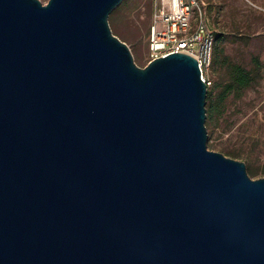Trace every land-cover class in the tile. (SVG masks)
<instances>
[{
	"label": "water",
	"instance_id": "obj_1",
	"mask_svg": "<svg viewBox=\"0 0 264 264\" xmlns=\"http://www.w3.org/2000/svg\"><path fill=\"white\" fill-rule=\"evenodd\" d=\"M124 0H0V264H264V179L208 149L196 59L139 67Z\"/></svg>",
	"mask_w": 264,
	"mask_h": 264
},
{
	"label": "rangeland",
	"instance_id": "obj_2",
	"mask_svg": "<svg viewBox=\"0 0 264 264\" xmlns=\"http://www.w3.org/2000/svg\"><path fill=\"white\" fill-rule=\"evenodd\" d=\"M204 2L213 27L226 38L227 59L211 68L212 86L217 93L231 87L232 71L238 68L254 78L248 87H232L220 103L216 93L208 149L245 163L253 180L264 179V0ZM153 11V0H124L109 19L114 35L130 47L141 68L151 61Z\"/></svg>",
	"mask_w": 264,
	"mask_h": 264
},
{
	"label": "built area",
	"instance_id": "obj_3",
	"mask_svg": "<svg viewBox=\"0 0 264 264\" xmlns=\"http://www.w3.org/2000/svg\"><path fill=\"white\" fill-rule=\"evenodd\" d=\"M153 4L148 45L151 61L175 53L189 55L197 60L208 89L212 87L216 30L207 4L204 0H153Z\"/></svg>",
	"mask_w": 264,
	"mask_h": 264
},
{
	"label": "trees",
	"instance_id": "obj_4",
	"mask_svg": "<svg viewBox=\"0 0 264 264\" xmlns=\"http://www.w3.org/2000/svg\"><path fill=\"white\" fill-rule=\"evenodd\" d=\"M215 28V27H214ZM227 59L226 56V38L225 33L223 31L217 32L216 31V47H215V53H214V59H213V66L218 65L221 63V61H224ZM233 77H232V84L231 87L228 86V88H225L224 90H221V92L217 93V86H212L208 90V98H207V122L206 125L208 128H210V125L213 121V112L216 105V101L214 100L216 93L219 94V103L222 99H224L226 93L230 92L234 87L237 88H243L250 86L254 78L249 75L247 72L242 71L240 68L234 69L233 71Z\"/></svg>",
	"mask_w": 264,
	"mask_h": 264
}]
</instances>
